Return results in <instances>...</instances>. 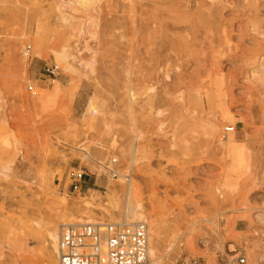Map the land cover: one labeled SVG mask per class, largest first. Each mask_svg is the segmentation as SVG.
Returning <instances> with one entry per match:
<instances>
[{
	"label": "rangeland",
	"instance_id": "374dc122",
	"mask_svg": "<svg viewBox=\"0 0 264 264\" xmlns=\"http://www.w3.org/2000/svg\"><path fill=\"white\" fill-rule=\"evenodd\" d=\"M57 2L0 0V264H57L44 227L126 220L130 184L146 214L178 231L177 255L162 248L156 264H264V0H98L79 12ZM163 35L161 64L149 50ZM54 64L58 93L44 109L38 89ZM205 90L212 112L197 102ZM228 126L247 152L232 191L217 142ZM112 157L132 163L130 181L101 174ZM72 167H84L81 192L66 188Z\"/></svg>",
	"mask_w": 264,
	"mask_h": 264
},
{
	"label": "built area",
	"instance_id": "2783aa9c",
	"mask_svg": "<svg viewBox=\"0 0 264 264\" xmlns=\"http://www.w3.org/2000/svg\"><path fill=\"white\" fill-rule=\"evenodd\" d=\"M29 52L30 45L27 44L22 54L28 56ZM44 75L53 81L59 75V67L55 64L47 67ZM26 91L31 95L35 92L32 85H27ZM224 130L232 132L234 127L228 126ZM102 163L101 174L104 176L120 177L125 181L131 179L132 163L121 168L117 157H112L109 163L107 160ZM84 174V167H72L66 175V188L73 193L81 192ZM147 243L148 225L145 221L70 223L59 230L57 264H147ZM234 263L245 264V257L236 258Z\"/></svg>",
	"mask_w": 264,
	"mask_h": 264
},
{
	"label": "bare ground",
	"instance_id": "6f19581e",
	"mask_svg": "<svg viewBox=\"0 0 264 264\" xmlns=\"http://www.w3.org/2000/svg\"><path fill=\"white\" fill-rule=\"evenodd\" d=\"M96 1H98V0H58L59 4L61 6L68 7L71 10H75L78 8L85 9L88 4H90L91 2L92 3L96 2ZM76 11L79 12L78 10H75V12ZM80 20H83V18ZM81 22H83V21H81ZM82 26H80L81 28L79 27L77 29L79 31V33L80 34L87 33V31H86L87 27L85 28L84 24ZM152 45L155 46V49L152 48L153 50L152 49H151V51L149 50L150 55L153 57L156 56V58L159 60V62L161 64L162 63L164 64V62L167 61L166 50L168 49V47L166 46V36L165 35L161 36L159 38V41L155 42V43L154 42L151 43V46ZM76 53L78 54L79 52H76ZM81 66L86 67L87 65L83 64L81 60H78V67H81ZM164 77H166V78L169 77L166 70H164ZM58 84L59 83H57L55 80H53L51 85L48 86L49 90L50 89L54 90V92L51 94H48V92H49L48 89H42V90H41V88L38 89L37 99L42 103L44 109H48L52 105L53 100L58 93V87H59ZM98 85H99V83L96 82V86H98ZM151 91H153L152 85L149 86V88H146V89L144 88V91L142 93L143 99L145 100V103H147L148 105H150V103H151V96L149 95V93ZM126 93H127V91H126ZM128 93H127L129 95L128 99L130 101L134 102L136 100V95L134 94V92H132L131 89H128ZM35 94H37L36 91L34 92L33 95H35ZM94 100H95V95L89 96V99L86 103V113H89V114H96L97 113V108L94 106ZM197 102L200 106H201V102H204L205 103L204 109L206 111L208 110V111L212 112L214 109L219 107L217 102H216V97H215L214 93L211 92L210 90H205L202 94L199 93L197 95ZM156 114L159 115L160 112H157ZM224 117L228 118V116H226V115H224ZM214 128H215V124L213 126V129ZM226 135L227 136L221 137L217 134V142L219 143L220 148H222V150H223V158H224L226 165H227L226 169L224 171L223 183H222L221 187L225 191H230V190L232 191L236 187L237 181L239 179H241L246 173L247 152H246L244 145L240 142V139H237L233 133H228ZM215 137H216V134H215ZM101 169H102V167H101ZM129 181H130V179H129ZM128 187H127V189H128V192H127L128 193V201L126 200L127 201V210H126V214L124 213L126 215L125 216L126 220L124 218H122V220H125L127 222L129 221L130 223L131 222H138V221H145L147 223V225H148L147 264L158 263V261L160 260V258L162 256L160 254V250L162 248H165L167 251L165 254L167 257V260L168 261L173 260L174 256L177 255V250L179 248V246H178L179 237L175 236V234L178 231L172 230L170 228V225L168 223H166L164 219H162V218L160 219V217L149 216L148 214H146L145 208H144L141 200L140 199L133 200L132 197L134 195V189L132 188L131 184ZM77 197H79V196H77ZM90 199H91V196H90ZM63 201L66 202L65 199ZM76 202H79V201H76ZM87 203H88L87 201L84 202L85 205ZM102 204L105 205L106 202H103ZM109 216H111V215L109 214ZM111 219H112V217H111ZM162 220H164V221H162ZM92 221L93 220H88V221L79 222V223H90ZM110 221L116 222V221H114V219H112ZM59 222H61V221H59ZM117 222H119V221H117ZM75 223H77V222H75ZM66 224H70V223L63 221L58 225L59 226L58 233L56 231V227H54L53 225H48V226L44 227V230L41 231L42 233L40 234V236L43 240V245H49L51 247L52 251L57 253V240H58L59 230L62 226L66 225ZM214 227H215V224H214Z\"/></svg>",
	"mask_w": 264,
	"mask_h": 264
},
{
	"label": "crops",
	"instance_id": "0c3cea01",
	"mask_svg": "<svg viewBox=\"0 0 264 264\" xmlns=\"http://www.w3.org/2000/svg\"><path fill=\"white\" fill-rule=\"evenodd\" d=\"M44 86V85H43ZM41 88H43V89H48V86H45V87H41ZM49 90V89H48ZM54 92V90L53 89H50L49 90V92H48V94H51V93H53ZM240 180V179H239ZM239 180L237 181V183L239 182ZM94 185V184H93Z\"/></svg>",
	"mask_w": 264,
	"mask_h": 264
}]
</instances>
